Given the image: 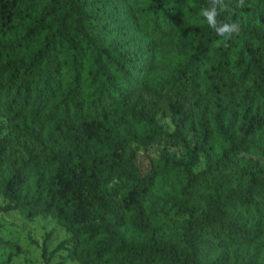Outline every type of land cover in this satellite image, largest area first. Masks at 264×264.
Instances as JSON below:
<instances>
[{
    "label": "trees",
    "instance_id": "trees-1",
    "mask_svg": "<svg viewBox=\"0 0 264 264\" xmlns=\"http://www.w3.org/2000/svg\"><path fill=\"white\" fill-rule=\"evenodd\" d=\"M225 3L231 40L209 0H0V217L80 264H264V0Z\"/></svg>",
    "mask_w": 264,
    "mask_h": 264
},
{
    "label": "rangeland",
    "instance_id": "rangeland-1",
    "mask_svg": "<svg viewBox=\"0 0 264 264\" xmlns=\"http://www.w3.org/2000/svg\"><path fill=\"white\" fill-rule=\"evenodd\" d=\"M144 101H153L165 106L166 101L157 94L142 90L139 93ZM161 123L166 131H172L169 112L161 116ZM189 134V138H190ZM151 157L164 152L180 159L184 151L179 146L153 144L145 151ZM203 168L200 160L196 171ZM162 216L172 225H179L181 221L173 216V212L164 210ZM0 236L5 244L0 245V264H80L66 252H55L56 247L71 234L61 227L51 216H39L31 222H25L19 215L1 216Z\"/></svg>",
    "mask_w": 264,
    "mask_h": 264
},
{
    "label": "clouds",
    "instance_id": "clouds-1",
    "mask_svg": "<svg viewBox=\"0 0 264 264\" xmlns=\"http://www.w3.org/2000/svg\"><path fill=\"white\" fill-rule=\"evenodd\" d=\"M237 6L242 7L243 0H239ZM228 7L225 0H209V5L200 9V16L206 22L207 26L214 30L217 36L223 40H231L233 36L238 35L240 32L238 23H228L217 19L221 11L228 10Z\"/></svg>",
    "mask_w": 264,
    "mask_h": 264
}]
</instances>
